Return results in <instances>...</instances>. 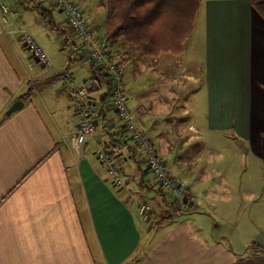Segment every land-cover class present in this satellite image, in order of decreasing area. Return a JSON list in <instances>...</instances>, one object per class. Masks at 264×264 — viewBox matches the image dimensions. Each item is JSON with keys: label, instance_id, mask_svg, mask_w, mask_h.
I'll return each instance as SVG.
<instances>
[{"label": "crops", "instance_id": "1", "mask_svg": "<svg viewBox=\"0 0 264 264\" xmlns=\"http://www.w3.org/2000/svg\"><path fill=\"white\" fill-rule=\"evenodd\" d=\"M28 1L30 9L42 11V21L44 16L49 19L47 25L62 49L72 45L73 51L68 48L67 66L56 76H33L29 71L30 53L20 34L22 27L27 28V20L18 19L16 0H0V264H264V225L250 219L251 235L238 231L230 235L222 220L224 230L216 235L191 219L197 210L211 215V207L215 206L206 199L197 207L198 186L210 181L205 179L208 173L204 167L198 179L194 171L203 149L206 155L208 142L209 163L215 156L221 158L219 153L212 154L210 141L229 148L224 151L227 158L219 160L221 174L230 170L231 161L242 156L264 173V21L250 0L201 2L204 78L198 81L196 96L204 93L203 109L207 112L201 121H194L198 118L196 104L192 106L195 117L184 104L182 125L174 126L178 131L172 132L179 121L178 104L170 103L174 96H170L169 103L159 99L156 91L132 97L131 84L126 81L128 107L135 113L141 111L136 116L140 117L144 134L154 140L169 174L184 181L196 196L188 206L180 200L168 202L159 197L151 186V175L142 168L143 158L133 156L134 148L129 145L116 143L108 149L117 159L128 156L121 162L125 188L112 186L94 155L96 142L115 143L109 136L119 130L116 116L103 101L101 90L106 79L78 55L75 35L72 33L71 38L67 26L60 24L63 17L55 14L57 9L51 3L49 7L47 0ZM77 1L97 37L105 20L100 21L90 0ZM99 6L97 2L95 8L104 12ZM71 68L77 72L79 82L87 85L86 80H92L99 84L100 90L94 95L101 107L107 108L100 114L105 121L100 123V117L96 132L79 150L70 138L77 128L74 100L61 88L52 91L47 87L55 79L61 81L63 71ZM31 88L40 95V102ZM166 91L160 90L172 94ZM62 93L70 100L66 98L63 103ZM17 99L23 101L22 107L4 116ZM135 103L138 106L134 107ZM184 129L188 133L180 134ZM212 133L215 137L210 138ZM216 171L220 173V169ZM224 182H228L226 178ZM256 189L259 192L261 185ZM239 190L241 199L245 195L241 184ZM138 192L152 194L148 202L152 211L146 220L138 214L137 206L147 201L136 199L132 203V195ZM228 194L231 197L223 204L237 200ZM255 196L251 192L249 200ZM254 230L258 233L252 235ZM237 238L241 239L239 251L232 246Z\"/></svg>", "mask_w": 264, "mask_h": 264}, {"label": "rangeland", "instance_id": "2", "mask_svg": "<svg viewBox=\"0 0 264 264\" xmlns=\"http://www.w3.org/2000/svg\"><path fill=\"white\" fill-rule=\"evenodd\" d=\"M21 1L22 2L16 0L17 6H16V10L14 11H17L18 19L26 18L27 20L26 27L30 29L31 31L28 30L27 28L22 27L20 34L21 35L23 34V36L30 35L34 39V41L45 51L47 58L50 61L49 66H44L43 64L37 61V59L32 55L31 51L29 50L30 57H28V59H29V62H31V67H32L29 71L33 76L40 77L42 74H45L43 78H46V77L52 78L56 76L59 72H61L67 66L69 53L73 51V46L70 45L68 47L69 49H72L70 52L68 48L66 50H63L62 47L60 46V43H58V38L56 39L54 38L53 30L51 29L50 26L47 25L49 19H47V17L44 16L43 21H42V15H41L42 11L41 10L35 11L36 9L35 7L34 8L32 7L30 9L28 7V3H29L28 0H21ZM79 1H83V0H79ZM90 1H91L93 10L97 12V16L99 17L100 21L103 22L105 12H103V9L98 11L95 8V4L97 2L99 3L101 7L104 8L102 1L100 0H90ZM202 1L204 0H201V2ZM47 2L50 7L51 5H50L49 0H47ZM198 11L199 12H197L196 19H195V21L197 20L196 25H195V31H193L192 37L184 43V50L179 55H165L164 54L161 57L160 56H157V57L148 56L145 58L144 57L143 58L133 57L132 55L135 53L133 48L123 43L121 45V48L125 51V53L124 55H120L121 54L120 52L119 56L120 58L123 56V59L125 60L127 58V55L129 54L128 56L130 60L122 62L121 64L119 63L120 60L118 59V56L114 55L115 53L112 51V48L110 47L108 48L109 45H106L107 50L112 55V58H115L117 62L119 61L118 63L120 66V71L123 77V80H122L123 87L125 88L126 81H129V83L131 84V86L129 87V93L130 95H132V97H136V95H139V94L141 95L149 94L151 92L156 91L158 92L157 94H158L159 99L164 100L169 103L170 96H174L171 99L170 103L178 104V113H176V116L178 117H176V119L179 120L180 122L177 121L176 123L177 125L172 126V132H175L176 130L178 131V129H175L174 126L177 127L179 125H182L180 123L185 118L181 116L182 106L184 104L189 105L190 110H191L190 112L192 115H193L192 106L194 103L196 104V110L198 111V113H196L197 114L196 116H198V118L194 121H201L202 117H204V115L206 116L207 114L206 110L203 109L205 107L204 101H203L204 93H202L200 96L199 95L196 96V91L198 90V87L200 86V83L198 81L204 78L203 77L204 67L202 66V64L204 65V44H205L204 43L205 38H203L204 30L202 28V16H203L202 8L200 7ZM55 14L57 15L60 14V16L62 15L59 10H57ZM5 16L9 17L8 14H5ZM62 19L63 20L61 21V23L60 21L59 23L63 24V26L65 27L67 26L66 29L67 30L69 29V32H71L68 24L65 21V18L63 17ZM44 20H46V22ZM98 31L99 32H98L97 37L102 38V36L104 35V30L101 28V29H98ZM93 34H96V33H94L93 31ZM73 35L71 32L70 33L71 38L74 37ZM75 44H76V38H75ZM24 47L25 49H28L27 46H24ZM21 52H22V58L25 59L26 55L24 54L23 51ZM85 60L87 59L85 58ZM71 61H73V59H71ZM200 66H201V69H200ZM71 71H74L76 73V75L73 76V78L76 81L77 72L74 70V68H71ZM160 74L163 75L162 76L163 78L159 77ZM194 77H198V79ZM48 85L49 86L42 85V87L47 86L49 90H52V91L54 90L55 87L62 89V83L60 80L58 81L57 79L53 80V82H51ZM161 88L167 89L166 92H168L169 90L172 91V94L170 95V94H164L160 92ZM30 91L32 95L36 98V100L40 102V98H39L40 95L38 96L35 88H31ZM101 91L103 92L102 94L103 96L107 95L104 89ZM62 94H64L65 96L62 99V102L63 103L67 102V99H66L68 98L67 95L65 93H62ZM68 100L70 99L68 98ZM143 104L144 103L142 102V100H140V106H143ZM136 106H138V103H135L134 107ZM136 109L142 110V108H136ZM110 111H111V115L114 116L115 115L114 111L112 110ZM131 112L132 114L136 116L140 114L141 111L138 113H135L133 109ZM164 114L165 112L161 114V116ZM191 114H189V116ZM135 116H134L135 122L140 126V128H143L142 123L140 121V117L137 119V116L136 118ZM193 117L195 116L193 115ZM160 123L162 124V122ZM117 133L119 134V136L121 134L120 138L123 139L126 143L123 144V142L120 139L119 142L109 144V148L112 146H116V143H119L120 145H129L130 147L134 144L132 140L128 139L126 134L120 131V128ZM187 133L188 132L185 129L183 132H180V134H187ZM145 136L149 137L147 135ZM213 137H215V134L213 133L210 134V138H213ZM150 139L152 142H154L152 138ZM210 142L212 143V147H211L212 154L215 155L219 153L221 158L225 157L226 159L227 155L224 153V151L229 150V148L222 143H217L213 141H210ZM199 143L202 144L201 141ZM103 145H106V144H103ZM208 146H209L208 148H205V152H206L205 156L203 153L204 151L203 149L201 159L197 160L198 167L195 168V171H194V177L198 179L200 176V170H202V168L204 167V170H206L208 173L205 179L207 181H210L208 184H205L204 186H200V185L198 186V189H199L198 202L199 203L197 204V207L204 205V201L206 199L207 201L213 202L215 206L211 207V210H212L211 215L207 213L200 214L199 211L197 210L193 215H191V219L195 223L200 222L199 224L203 228L204 227L210 228L211 233L216 234V235L221 234V231L224 230L223 227L227 228V233L230 235H234L236 231H238V233H247L251 235L250 230L252 229V227L250 228V226L252 225V223H250V219H254L257 225H264V173L262 174L261 172L257 170L259 169L258 166L255 169L254 163H252L250 160H245L244 157L242 156L241 158H235L234 163L231 161V164L229 167L230 170H228V172L225 171L224 174H221L222 170H221V166H219L221 165L219 162L221 158L219 159L217 156H215L214 161L212 163H209L208 162V156L210 155V153H208L210 152L208 150L210 148L209 142H208ZM231 147L233 148L234 145L231 144ZM231 150L233 151V149ZM158 152L161 156V153L159 150ZM236 155L237 153L234 156ZM161 157L163 159V156ZM163 161L166 165V162L164 159ZM99 164L103 168L100 162ZM142 168H145L144 169L145 172L151 175V178H152L151 185H154L153 176L150 173V171L146 169L145 164L144 166H142ZM166 169H167V174L170 177L176 178L169 174L170 171H168L167 165H166ZM219 169H220V173L216 171ZM225 178L228 182H224ZM176 179L179 180L178 178ZM179 181H182V180H179ZM182 183L189 189V187L184 181H182ZM239 184H241L243 193L245 194L241 199H239V195L241 194V191L239 190ZM260 185H261V190L257 192L256 188H258ZM119 188L122 189V186ZM156 190L160 191L158 188ZM189 191L195 196V194L190 189ZM228 191L232 195L237 197V200L235 201L233 200L234 203L230 202V203L223 204L224 201L227 200V198L230 196L228 194ZM251 192L256 193V196L252 199V201L249 200ZM161 194L163 195L165 200L168 202L171 200H176V199H172L166 196L163 193ZM151 198H152V194H148L146 192L134 193L132 195V199H133L132 203L136 199H138L139 201L149 202L151 201ZM195 199H196V196H195ZM238 202L241 203V206H238ZM182 203L187 206L190 205V203H185V202H182ZM201 211H204V210H201ZM243 213H244V217H243ZM222 220L225 221V225H223V227L221 225L223 223ZM211 225H215V227H211ZM241 228H244V231L241 230L240 232L239 229ZM256 233H258L257 230H254L252 232V235H255ZM240 241L241 239L237 238L232 243V246L236 250H238L239 247L241 246V244L239 243Z\"/></svg>", "mask_w": 264, "mask_h": 264}, {"label": "built area", "instance_id": "3", "mask_svg": "<svg viewBox=\"0 0 264 264\" xmlns=\"http://www.w3.org/2000/svg\"><path fill=\"white\" fill-rule=\"evenodd\" d=\"M49 2L61 12L71 32L74 33L78 55L91 62L93 67L100 72L99 74L106 76L108 84L104 90L107 95H105L103 101L114 111L120 131L134 142L133 145L143 156L145 167L153 176L154 185L151 186L158 188L163 194L172 199L193 203L195 196L181 181L167 174L166 165L154 142L144 135L142 128L135 122V115L128 107V97L123 87L120 62L118 61V63L115 58H112L103 40L95 37L82 9L76 2L72 0H49ZM2 10L6 11L4 7ZM23 39L28 50L31 51L37 61L44 66H49L50 61L45 51L34 39L30 35L23 36ZM73 76L71 70H64L61 83L62 89L74 100L77 128L75 132L71 133L70 138L72 145L76 150H79V148L84 147L86 138L96 132L99 125L100 111L105 112L107 108H102L98 97L94 95V91L100 90L98 89V83L86 80V85L85 82L75 81ZM109 144L108 141L96 142L94 155L107 172L110 183L114 187L119 188L122 186L124 188L125 182L122 179L119 163L123 162L125 158L121 157L118 160L116 154L108 150L107 146ZM137 207L138 214L144 220L148 219L152 211L151 205L148 202H140Z\"/></svg>", "mask_w": 264, "mask_h": 264}, {"label": "trees", "instance_id": "4", "mask_svg": "<svg viewBox=\"0 0 264 264\" xmlns=\"http://www.w3.org/2000/svg\"><path fill=\"white\" fill-rule=\"evenodd\" d=\"M104 5V35L101 40L108 48H112L114 55L118 56L121 64L129 61V54L124 60L125 51L121 45L127 44L134 50L133 57H157L160 55H179L184 50V43L193 35L196 14L201 0H101ZM254 11L264 21V0H250ZM100 38V37H97ZM132 57V58H133ZM123 59V60H122ZM91 63V62H90ZM92 64V63H91ZM93 66V65H92ZM94 72H100L94 67ZM106 79L105 75H101ZM100 114H104L100 111ZM101 122L105 121L103 116ZM112 130V129H111ZM121 135V134H120ZM115 142H119L118 133L109 136ZM119 138L117 140L116 138ZM115 138V139H114ZM123 144L126 142L121 139ZM132 155L143 156L132 145ZM109 148V145L107 146ZM128 159V156L125 155ZM144 162V160H143ZM122 179L124 175L119 163ZM159 197H163L161 191L156 190ZM164 198V197H163ZM165 199V198H164Z\"/></svg>", "mask_w": 264, "mask_h": 264}, {"label": "water", "instance_id": "5", "mask_svg": "<svg viewBox=\"0 0 264 264\" xmlns=\"http://www.w3.org/2000/svg\"><path fill=\"white\" fill-rule=\"evenodd\" d=\"M23 104H24V103H23L22 100H20V99L15 100V101H14V102L8 107V109L5 111L4 116L9 115L10 113H12V112L15 111V110H18L20 107H22Z\"/></svg>", "mask_w": 264, "mask_h": 264}]
</instances>
